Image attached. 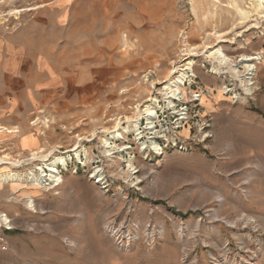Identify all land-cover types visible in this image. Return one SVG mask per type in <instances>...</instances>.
Here are the masks:
<instances>
[{
	"label": "rangeland",
	"instance_id": "rangeland-1",
	"mask_svg": "<svg viewBox=\"0 0 264 264\" xmlns=\"http://www.w3.org/2000/svg\"><path fill=\"white\" fill-rule=\"evenodd\" d=\"M254 3L239 0L245 17L231 0H0L1 57L12 44L56 78L43 147L0 135V180L13 174L0 183V264H264V58L250 92L240 61L264 57ZM182 69L174 106L165 86ZM151 97L154 128L139 111ZM136 122L143 137L125 133L116 143L131 148L108 156L103 136ZM48 154L71 157L59 186L38 181Z\"/></svg>",
	"mask_w": 264,
	"mask_h": 264
},
{
	"label": "crops",
	"instance_id": "crops-1",
	"mask_svg": "<svg viewBox=\"0 0 264 264\" xmlns=\"http://www.w3.org/2000/svg\"><path fill=\"white\" fill-rule=\"evenodd\" d=\"M16 49L11 44L3 57L0 50V80L6 82L0 88V126L6 131L0 135L13 141L16 151L34 150L42 148L44 144V124L40 120L49 117L50 103L55 101L51 97L56 92L51 84H55L56 78L51 76L52 82L49 81V85L46 80L37 76L41 72L39 64L35 66L31 61L22 64L16 56ZM34 118L38 122L31 124Z\"/></svg>",
	"mask_w": 264,
	"mask_h": 264
},
{
	"label": "bare ground",
	"instance_id": "bare-ground-1",
	"mask_svg": "<svg viewBox=\"0 0 264 264\" xmlns=\"http://www.w3.org/2000/svg\"><path fill=\"white\" fill-rule=\"evenodd\" d=\"M238 2H239V0H231V4L234 7L236 6L238 11H240V13L243 16L248 17L249 11L247 9L243 8L242 6H240L238 4ZM254 4L256 7V11H258V12H260L261 10L264 11V0H255ZM212 54H213V57L218 59L221 63L227 65L228 67L229 66L234 67L233 68L234 72H237V73L239 72L238 65L233 63L234 60L224 52L223 48H221V47L216 48L212 52ZM263 58L264 57L261 55V53H257L255 55L243 54L241 59H240L241 63L243 64V67L246 70V73L243 75L242 82H243L245 88L249 92L252 91V85H254L253 78L256 75L257 68H258L256 62L261 63L263 61ZM194 64H195V61L191 59L188 62L187 68L190 70H193ZM187 73H188L187 69H182L178 78L174 79V80H169V82L165 86L166 94H167L168 100H169L171 105L175 106V104H173V100L176 99L177 92H179V94L182 93L181 85H183L184 82H186L185 80L188 77ZM156 103H157V98L151 97L150 99H148L147 103L143 105L144 109H142V110L139 109V111H141V112L143 111L142 113H146L148 115L147 119H148L149 128H154V125H153L154 119L157 116V114H156V112H157L156 111ZM129 132L130 133L135 132L137 134L138 138L143 137V134L139 130V124L137 122L134 124H131V125L129 124L127 127L121 126L119 123L114 130L108 132L109 133L108 135L103 136L104 145L108 148L107 151H109L108 156L109 155L112 156L115 153H119V152H122L124 150H128L131 148L127 144L126 145H118L116 143V141H118V140L125 139V137H126L125 133H129ZM147 147H148V145L144 144V148H147ZM154 148L158 152L160 151V145L159 144L154 143ZM72 151L74 152L75 157L78 160H80L82 152L83 151L86 152V149H82V148H80V146L76 145L72 149ZM70 159H71L70 156L66 157L64 155H55V156H53V158H51V156L49 154L45 155V156H41L40 160L42 161V164H39L36 167V170H40L42 172H49V173H47L46 175L45 174L42 175L38 180V178L36 177V174L34 173L35 171H31L29 178H31V180L36 179V180L40 181L39 183H41L43 186H49V187L59 186L63 180H62L61 172L59 171L58 165L62 164L64 167H67L68 161ZM0 162H4V160H0ZM85 163H88V162L86 161ZM95 173L98 175V177H100L99 178L100 180H104L103 174L101 173V169L99 167H96ZM11 176H13V174L2 176L0 183L5 182L6 180H8V178L12 180ZM26 198H27V202H28L29 206L33 208L34 204H33V200L31 198V196L26 194ZM2 217H4L7 221L9 220L8 216L4 215L3 213H1L0 218H2ZM110 232H111V230H110Z\"/></svg>",
	"mask_w": 264,
	"mask_h": 264
}]
</instances>
